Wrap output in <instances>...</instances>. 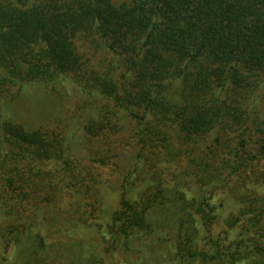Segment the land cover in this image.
I'll return each instance as SVG.
<instances>
[{"label": "trees", "instance_id": "obj_1", "mask_svg": "<svg viewBox=\"0 0 264 264\" xmlns=\"http://www.w3.org/2000/svg\"><path fill=\"white\" fill-rule=\"evenodd\" d=\"M103 225L264 264V0H0V264H105Z\"/></svg>", "mask_w": 264, "mask_h": 264}, {"label": "rangeland", "instance_id": "obj_2", "mask_svg": "<svg viewBox=\"0 0 264 264\" xmlns=\"http://www.w3.org/2000/svg\"><path fill=\"white\" fill-rule=\"evenodd\" d=\"M46 106L50 105V100L49 99H44ZM43 111L47 110L43 109ZM185 160H182L181 162H174L173 164H169L174 168L177 169H181L183 167ZM164 165V162L162 163ZM41 165L44 166L45 168H51L52 166H54V161L51 160H43L41 162ZM181 165V166H180ZM102 169V175L108 179H112L113 175H112V166L110 164H107L105 167H100ZM171 176V175H170ZM118 192L117 191H108L107 193V206L111 207V206H117L118 201H119V197H118ZM225 196V193L223 191H219L217 192L215 195L212 196V202L219 204V202L221 201V199ZM101 221L104 223L106 221V218H102ZM201 229H203V226H201ZM84 229H81V232ZM236 232V229H234L233 231L229 230L228 236L227 234L223 233L222 234L227 237L228 239L234 235V233ZM82 234V233H81ZM106 241H105V239ZM110 234L108 233V228L103 225L101 227V230L99 231V233L97 235H95L94 237V244H96L97 251L101 254H103V250L104 248H107L108 251L105 252V256H106V263L105 264H139V260L137 259L136 256L134 255H126L122 252H120L119 250H110ZM49 241H51V239H49ZM56 244L58 242L61 243H71V240L66 238V237H62L60 239H55ZM56 246V245H55ZM55 246L53 247L55 250ZM101 246V247H100ZM171 247L172 245L170 243H166V244H162V245H157L154 248H150L149 251H147V264H171ZM11 251H12V247H10Z\"/></svg>", "mask_w": 264, "mask_h": 264}]
</instances>
